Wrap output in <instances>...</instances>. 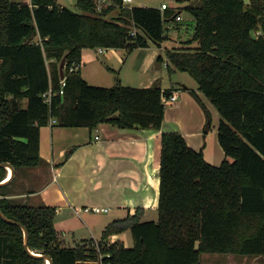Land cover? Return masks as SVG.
<instances>
[{"label":"trees","instance_id":"trees-1","mask_svg":"<svg viewBox=\"0 0 264 264\" xmlns=\"http://www.w3.org/2000/svg\"><path fill=\"white\" fill-rule=\"evenodd\" d=\"M78 12L56 0L14 3L0 0V164L14 169L0 186V264H200V255L264 256V0H192L181 8L123 7L122 0L97 10L95 0H76ZM117 11L114 18L108 14ZM191 15L197 47L165 49L169 71L186 73L215 107L217 140L225 158L210 165L177 132L160 138L156 221L139 213L114 220L98 241L65 247L54 229V207L19 203L7 197L19 170L36 168L40 128L99 124L120 129L160 130L173 91L89 84L80 73L85 49H122L129 54L160 48L168 24ZM134 32V33H133ZM133 33V34H132ZM65 58L59 84V64ZM164 63L162 56L156 64ZM51 89L47 105L42 95ZM189 93L200 102L196 93ZM203 136L210 130L209 112ZM0 167V183L7 177ZM18 223L19 225H17ZM129 231L132 247L109 243ZM101 256V258H100Z\"/></svg>","mask_w":264,"mask_h":264},{"label":"crops","instance_id":"crops-1","mask_svg":"<svg viewBox=\"0 0 264 264\" xmlns=\"http://www.w3.org/2000/svg\"><path fill=\"white\" fill-rule=\"evenodd\" d=\"M184 5L180 4L177 8ZM130 6L128 4V8ZM179 16L180 20L168 24L167 40L161 43L160 48L148 42L146 48H137L129 54L122 49L103 48L101 52L97 49L92 55L83 51L79 68L81 73V67L86 68L87 63L96 65L104 61L117 72L123 86L148 88L158 84L162 90L173 91L177 102L169 106L170 112L165 109L160 130L120 129L106 123L89 130L85 127H60L50 120L39 132V154L43 162L36 168L18 171L7 192L9 199L32 206L44 204L54 207L56 217L66 215L67 225L80 219L92 236L93 229L82 218L87 213L103 214L102 227L136 213H139L140 222L156 221L162 132L179 133L191 149L202 150L204 159L210 165L218 166L224 159L231 161L225 158L218 146V113H213L209 103L185 84L178 71H169L170 64L162 55L168 49L164 43L175 42L173 30L193 27L191 15L188 14L186 19L181 17V13ZM181 42L182 46L171 49L197 47L196 42L188 45L183 40ZM159 55L164 59L163 68L156 64ZM81 76L89 83V76L85 77L82 73ZM165 82L170 84L169 87L164 86ZM189 90L195 91L208 112L213 113L212 131L205 136L203 109L194 103ZM93 207L105 208L107 212L84 211ZM121 235L114 234L107 241L123 242ZM72 236L75 238L74 231ZM61 244L65 242L61 241Z\"/></svg>","mask_w":264,"mask_h":264},{"label":"rangeland","instance_id":"rangeland-1","mask_svg":"<svg viewBox=\"0 0 264 264\" xmlns=\"http://www.w3.org/2000/svg\"><path fill=\"white\" fill-rule=\"evenodd\" d=\"M11 2L14 3H29V0H10ZM57 3L61 6L67 7L73 11L78 12V8L75 6L76 0H56ZM97 7L100 5V7H105L107 4H102L100 3L102 0H95ZM192 0H132L129 5L130 7L133 6H138V7H153V8H158L160 9L161 3L167 5L169 8H177L178 5L180 4H187L188 2H191ZM117 11L111 12L108 14L107 18H114L117 15ZM181 17L183 19H186L188 17V14L184 11L181 12ZM172 35L174 36L175 42H165L164 45L166 48L171 49L173 46L176 47L178 45L182 46L183 43L181 40L187 42L189 39L192 38L193 35V27H189L187 29H179L172 32ZM179 38V39H178ZM193 45H196V43H193ZM92 49H85L84 53L88 55H92L94 52ZM163 57H165V52H162ZM102 56V55H101ZM161 68H163V65L160 64ZM109 65L101 61V63H97L96 65H91L89 63L86 64L85 66L81 67V73L82 75H86L85 77L88 78L89 84L94 85V86H101V87H111L115 84L114 82V74L110 72L109 70ZM113 70V69H112ZM180 77L184 79L185 84L189 86L191 89L195 90L196 93L200 96L203 101H206L209 103V105L213 109V113H217L215 110V107L211 104V102L203 96L198 90V86L196 82L189 77L186 73H180ZM166 85V82L164 84L165 87H169ZM194 91V92H195ZM191 95V94H190ZM192 99L194 103H196L199 108L201 109V104H204L201 100L200 102L196 100L194 96H192ZM166 109H169L168 111H171V107H166ZM208 111V110H207ZM209 112V117H210V130L212 131V115ZM218 115V114H217ZM219 120V116H218ZM209 130V131H210ZM216 130H214V133ZM219 146V144H218ZM8 172V170H7ZM103 214H93V213H87L82 216L84 222L93 229V235L91 236L87 232L86 226L81 222L80 219L77 220H72L69 225H67L68 218H66V215L61 214L59 216H55L54 218V223L60 241H64L65 244H62L65 247H74L77 244H80L81 241L89 242L91 240H100L101 238V230L104 229V225H100L104 219ZM72 231L75 232V238L72 236ZM65 232V233H63ZM122 241L124 242V245L127 248L132 247V238L130 232L127 230L122 233L121 235ZM82 244V243H81ZM45 264H47V261H45ZM200 264H264V256H242V255H230V254H207L203 253L200 255Z\"/></svg>","mask_w":264,"mask_h":264},{"label":"built area","instance_id":"built-area-1","mask_svg":"<svg viewBox=\"0 0 264 264\" xmlns=\"http://www.w3.org/2000/svg\"><path fill=\"white\" fill-rule=\"evenodd\" d=\"M131 2V0H122V6L123 7H128V4ZM100 3L102 4H107V5H110L112 3V0H102ZM102 7H100V5L97 7V10L100 11ZM166 8H168L167 5L165 4H162L161 7H160V10L163 11L165 10ZM176 20H180V16H178L176 18ZM134 33V32H133ZM132 33V34H133ZM102 49H98V52H101ZM59 84L61 85V87H63L65 85V82H64V78L60 79V82ZM51 96H52V92H51V89H49L47 92H45L42 97H43V100L44 102L49 105L50 102H51ZM162 102L166 105H173L177 102V96L174 92H172L168 97L167 96H162ZM51 121H54L55 120H51ZM84 211H91V212H94V213H104V212H107V209L105 208H98V207H93V208H86L84 209ZM101 258V256H100Z\"/></svg>","mask_w":264,"mask_h":264},{"label":"water","instance_id":"water-1","mask_svg":"<svg viewBox=\"0 0 264 264\" xmlns=\"http://www.w3.org/2000/svg\"><path fill=\"white\" fill-rule=\"evenodd\" d=\"M64 60H65V58H63V59L61 60V62H60V64H59V67H58L60 79L63 78V65H64ZM0 167L6 168L7 170L9 169L10 172H11L10 179L13 177V175H14V169H13V167H12L11 165H9L8 163H2V164H0ZM9 170H8V173H7V177H8V175H9V173H10ZM7 177H6V178H7ZM10 179H8V180H6V181H2V182L0 183V186L5 185ZM0 218H1L3 221H5V222H8V223H15L14 221H11V220L7 219V218L1 213V211H0ZM16 224L19 225L18 223H16ZM19 226H20V225H19ZM20 227H21V229H22V231H23V242H24V243H23V246H24V249H25L30 255L35 256V257H42V258L45 259V261H47V264H51L52 261H51V258H50L49 256L36 255V254H34L33 252H31V251L28 249V247H27L28 232H27V230H26L24 227H22V226H20Z\"/></svg>","mask_w":264,"mask_h":264},{"label":"bare ground","instance_id":"bare-ground-1","mask_svg":"<svg viewBox=\"0 0 264 264\" xmlns=\"http://www.w3.org/2000/svg\"><path fill=\"white\" fill-rule=\"evenodd\" d=\"M8 170H9V169H8ZM9 172H10V170H9ZM10 175H11V172L9 173L8 177H7L4 181L10 179Z\"/></svg>","mask_w":264,"mask_h":264}]
</instances>
